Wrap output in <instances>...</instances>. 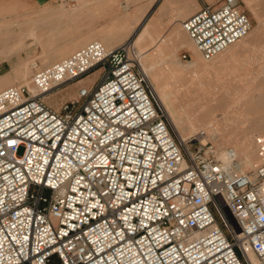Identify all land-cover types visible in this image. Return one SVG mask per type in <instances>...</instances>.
<instances>
[{
  "label": "built area",
  "instance_id": "obj_1",
  "mask_svg": "<svg viewBox=\"0 0 264 264\" xmlns=\"http://www.w3.org/2000/svg\"><path fill=\"white\" fill-rule=\"evenodd\" d=\"M182 25L211 60L252 20L221 0ZM204 136L177 135L132 40L36 65L0 91V264H264V163L241 171Z\"/></svg>",
  "mask_w": 264,
  "mask_h": 264
},
{
  "label": "crops",
  "instance_id": "obj_2",
  "mask_svg": "<svg viewBox=\"0 0 264 264\" xmlns=\"http://www.w3.org/2000/svg\"><path fill=\"white\" fill-rule=\"evenodd\" d=\"M220 1L0 0V17H6L0 24L20 33L16 39L9 40L10 46L19 50L0 62H32L29 63L32 69L36 65L42 67L47 61L54 63L95 39L114 48L131 38L135 48L162 61L166 53L161 51L158 55V50L168 48L170 41L179 40L183 21L204 3L219 4ZM183 51L191 56L194 53L189 45L181 48L179 55ZM96 75L93 73L76 82L79 86L63 95L61 101L76 94L81 85L93 84Z\"/></svg>",
  "mask_w": 264,
  "mask_h": 264
},
{
  "label": "rangeland",
  "instance_id": "obj_3",
  "mask_svg": "<svg viewBox=\"0 0 264 264\" xmlns=\"http://www.w3.org/2000/svg\"><path fill=\"white\" fill-rule=\"evenodd\" d=\"M240 2L244 10L252 20V29L250 30V37L248 38V41H250L252 47L234 60L227 59L226 57H223L221 59L213 58L211 60H205L203 56L195 49V46L192 43L193 47L191 48L194 52L193 55L191 56L187 51H183L180 54V58L184 63H186L191 59L193 60L200 56V62L202 63L203 68L201 69V71L200 69L198 70L201 73L199 71H196V69H176V67L174 66H172V68L175 69L171 70L170 67L162 64L160 58H153L150 54L147 55L145 52H142L140 50L143 53V56H149L150 66L152 67L150 76L152 79H154L157 85L158 93L164 94L167 99H176L175 101L172 100V107L177 106L179 109L184 107L185 111L180 109V113H184V115L182 116H184L185 122L179 125L184 132V139L187 140L190 137H194L198 135V133L205 131V136L202 138L203 141H208L219 151L221 149H224L222 150L223 152L226 151V149H232L234 146L233 143L228 142V138L230 136L235 139L241 136L242 133L248 128L247 124L241 123H252L251 120H242L240 118V113L244 109L245 104L237 99L241 97L242 91L245 88L252 85L255 86L262 80L263 74L260 73L264 71V0H240ZM5 19V16L0 17V20ZM258 32L260 35L256 36L258 35ZM131 40L133 42V38L129 39L128 41ZM3 59H6V56L0 57V60ZM20 64L24 63L0 62V78L8 75H13L14 67H17ZM33 72L34 68L31 69V73L27 77L28 81L31 80ZM197 74H201L203 80L211 81L213 85L220 84V87L216 88L213 85H209L207 89L210 94L205 96H197L195 93L185 94L179 82L185 81L186 79L196 76ZM19 84H23L22 81L14 82V84L12 85ZM77 86H79V83L76 84L75 82L69 86L68 90L63 89L58 94L54 95L53 102H51L49 98L47 99V101L50 104L54 105L56 108H59L60 106L57 105L58 102L62 103L66 100L78 97L77 92L73 96L61 101L63 95L74 92ZM263 96L264 95H262V97L260 96V98L264 99ZM256 97H259L258 92L256 93ZM158 98L160 100L159 96ZM216 98L218 100H216ZM218 101H220V103ZM262 101L264 100H261L260 103L257 102L256 104L257 115L264 114V102ZM160 103L163 106L161 100ZM198 113H201L200 115L208 114L210 123H203L197 120L195 116L198 115ZM168 116L172 122L169 114ZM172 126L177 135L181 137L173 122ZM209 129L211 130V132H209ZM20 152H22V149L20 150ZM219 153L222 152L220 151ZM232 158L234 160V163L235 161L238 162L237 158H235L234 156ZM262 163H264L263 155L260 161L255 164V166L247 168L245 171H250L257 165Z\"/></svg>",
  "mask_w": 264,
  "mask_h": 264
},
{
  "label": "bare ground",
  "instance_id": "obj_4",
  "mask_svg": "<svg viewBox=\"0 0 264 264\" xmlns=\"http://www.w3.org/2000/svg\"><path fill=\"white\" fill-rule=\"evenodd\" d=\"M250 1V0H248ZM183 28V25H182ZM252 29V28H251ZM250 33V31H249ZM249 33L243 37L241 40L236 42L235 44L231 45L227 49L221 51L219 54H217L214 59H221L223 57H226L227 59L234 60L237 57H239L241 54H243L245 51H247L249 48L252 47V44L250 41H248ZM259 32L258 35L259 36ZM16 36H20L19 32L12 31V29L6 25L0 24V57L6 56L14 53L15 51H18V48L10 46L9 40H13ZM188 36V37H187ZM179 40L170 41V46L166 49H159L158 55L163 52L166 53L165 57L162 58V64L170 67L171 70L175 69L172 68V66L182 69H196V71H199L198 69L203 68L202 63L200 62V56L190 60L186 63L182 61L179 55V50L183 48L185 45H189L190 47L193 45L195 46L192 39L189 37L186 30L180 29L178 31ZM259 38V37H258ZM16 39V38H15ZM257 39V38H256ZM255 39V40H256ZM252 40V38H251ZM253 42V41H252ZM254 43V42H253ZM137 48V47H136ZM134 47L135 54L137 56V59L139 60L142 68L144 69L145 73L148 76L149 81L151 82L152 86L154 87L155 92L160 97V100L166 109L167 113L170 115L172 122L179 132L180 136L183 137V131L182 128L179 126L181 123L185 122L184 113H180V109L184 110V107L178 108L172 107L171 102L175 101L176 99H167L166 96L162 93H158L157 91V85L154 81V79L151 78L150 72H151V66L149 62V56H143V53L137 48ZM196 49V46H195ZM197 50V49H196ZM162 51V52H161ZM198 51V50H197ZM199 52V51H198ZM200 53V52H199ZM7 57V56H6ZM51 62H45L42 66H47L51 64ZM199 71V72H200ZM31 73V67L29 63L20 64L17 67H14L13 75H8L0 78V91L8 86H12L14 82L22 81L23 84H31V80H27L28 75ZM201 73V72H200ZM263 78L257 85H252L247 88H245L242 91L241 97L237 100L241 101L243 104H245L244 109L240 113V118L242 120H251L252 123H241V124H247L248 128L242 133L241 136L237 138L229 137L228 142L233 143L232 149H226V151H222L224 149H221L220 151L222 153L220 154V157L224 160V162L228 165H231L234 163L233 156L238 159V165L239 169L241 171H245L247 168L255 166L257 162L260 161L262 158V155L264 156V153L260 150L264 148V114L263 115H257L256 114V104L257 102L260 103L261 99L260 96L264 95V71H262ZM259 74V76H260ZM10 76L15 77L11 79ZM82 80V79H81ZM76 81L79 82L80 81ZM257 80V79H256ZM255 80V81H256ZM228 82V81H227ZM182 86V89L184 90L185 94H196L197 96L200 95H209L207 87L209 85H213L211 81H205L203 80V77L201 74H197L196 76H193L189 79H186L185 81L179 82ZM225 85V84H224ZM216 88L220 87V84L213 85ZM259 93V97H256V93ZM264 97V96H263ZM50 101L53 102V96L49 97ZM216 100H218L216 98ZM177 102V101H176ZM220 103V101H218ZM217 102V103H218ZM231 102V101H230ZM264 102V101H262ZM241 103V104H242ZM264 104V103H263ZM262 104V105H263ZM213 105V104H212ZM182 106V105H181ZM216 108V107H215ZM264 109V108H263ZM262 111V110H261ZM209 112V111H208ZM183 113V114H182ZM260 113V112H259ZM201 114V113H200ZM198 115L195 116V118L203 123H210V118L207 115ZM263 122V123H262ZM209 132L211 130L209 129ZM211 134V133H209ZM184 139V137H183ZM222 148V147H221ZM218 150V152H220ZM248 257L252 264H260L257 256L253 252L248 253Z\"/></svg>",
  "mask_w": 264,
  "mask_h": 264
}]
</instances>
